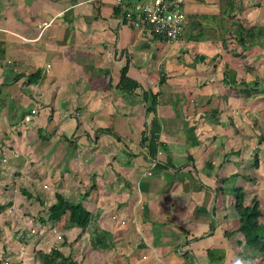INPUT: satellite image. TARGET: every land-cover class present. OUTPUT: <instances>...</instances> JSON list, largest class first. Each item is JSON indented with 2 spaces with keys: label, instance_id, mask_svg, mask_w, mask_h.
<instances>
[{
  "label": "crops",
  "instance_id": "crops-1",
  "mask_svg": "<svg viewBox=\"0 0 264 264\" xmlns=\"http://www.w3.org/2000/svg\"><path fill=\"white\" fill-rule=\"evenodd\" d=\"M180 1L182 37L167 42L122 22L128 0H0V204L20 192L0 213V257L24 262L31 250L39 264H68L47 256L57 249L82 264H249L226 216L238 168L264 151V44L243 48L219 0ZM235 5L226 23L264 26V0ZM122 68L132 91L118 88ZM154 119L163 147L153 158L141 139ZM55 193L82 202L84 225L68 212L47 219Z\"/></svg>",
  "mask_w": 264,
  "mask_h": 264
},
{
  "label": "trees",
  "instance_id": "trees-1",
  "mask_svg": "<svg viewBox=\"0 0 264 264\" xmlns=\"http://www.w3.org/2000/svg\"><path fill=\"white\" fill-rule=\"evenodd\" d=\"M236 0H219V13L218 18L223 28L228 31L230 35L236 37V41L243 47H247L248 44L253 42L263 45L264 44V26L262 25H249L245 27L242 23L235 21L233 23H226V16H230L231 12L235 10ZM0 51H3V44L0 42ZM3 53H0V57ZM30 78V77H29ZM224 84L236 85L238 83L236 79V71L233 69L226 68L224 70ZM139 84L126 76V69H121L120 80L118 83V88L129 92L138 87ZM254 89H245V93H251ZM144 102L147 103V94L143 92L142 94ZM155 95H152L149 105L146 107L148 111H153L155 107ZM157 121L154 119L151 121V126L148 129L147 133L142 137L141 144L147 146L151 157H155L159 147H163V144L159 141L157 135L158 129ZM108 132L113 134L111 129H107ZM119 139V137H117ZM258 140L260 143L264 142V134L258 135ZM258 153L259 148L253 150V166H258ZM22 194L32 197V194L28 193L26 190L22 189ZM87 192L82 196L85 197ZM54 202L48 207L47 210V219L57 220L66 212L69 213L70 221L78 226H82L88 219L89 212L85 209L82 202H72L64 198L60 193H55ZM36 200L43 204L42 199L36 197ZM5 204H0V213L3 210ZM236 210L239 214V225L237 230L242 233L244 237V246L247 245L252 249L257 250L260 254H264V224L258 221L257 215V202L254 201L252 205L247 207L246 211L242 209L241 203L239 200L235 203ZM40 221H44L42 217L39 218ZM213 253V250H209L208 254ZM40 259L41 253L39 251ZM47 256L54 258H61L68 261V264H82L81 262H75L70 257H65L57 249H51Z\"/></svg>",
  "mask_w": 264,
  "mask_h": 264
},
{
  "label": "rangeland",
  "instance_id": "rangeland-1",
  "mask_svg": "<svg viewBox=\"0 0 264 264\" xmlns=\"http://www.w3.org/2000/svg\"><path fill=\"white\" fill-rule=\"evenodd\" d=\"M258 166L254 167L253 166V154L250 155L249 159L250 161V167H248L246 165V160L244 162V164L240 165V167L238 168V171H240V173L242 174L241 178L238 180L237 182V187L234 189L236 191V194H234V200H239L241 203V207L242 209H244L245 211L247 210L246 208L252 205V203L254 201L257 202V215H258V221L260 223L264 224V151L259 153L258 156ZM5 160V159H4ZM5 183V179L4 182ZM0 181V184H3ZM10 185V184H9ZM13 185V184H12ZM16 187L13 188V190L10 191L11 195L10 197H5L4 201L6 202V205L9 204H18V199L17 196L20 194L19 192V185H15ZM19 192V193H18ZM3 199V198H2ZM45 200H49L48 198H45ZM10 201V202H8ZM50 202V201H47ZM229 205V204H228ZM235 205V203H234ZM16 215V219H17V214L14 213H9L6 212L4 217H6L5 219L9 218L11 219V217H14ZM227 215V214H226ZM229 221V223L231 222L230 226L232 225V227H236L239 224V214L237 212V210L234 209L232 211V214H228L226 216ZM230 226L228 228H230ZM237 230V229H236ZM234 231V230H231ZM238 231V230H237ZM236 231V232H237ZM239 235L241 237V239L244 240V237L242 235L241 232H239ZM1 253V251H0ZM242 254H244L245 256L248 257L249 264H264V254H260L257 250L250 248L249 246L245 245L241 251ZM9 257H11L9 259ZM9 259V260H7ZM4 261H7V263H4ZM39 264L38 259L36 258V254L33 251V255H32V251L29 250L28 251V255L26 257V260L23 262L22 260H18V258L16 257H12V256H7V258H4L3 256L0 257V264Z\"/></svg>",
  "mask_w": 264,
  "mask_h": 264
},
{
  "label": "built area",
  "instance_id": "built-area-1",
  "mask_svg": "<svg viewBox=\"0 0 264 264\" xmlns=\"http://www.w3.org/2000/svg\"><path fill=\"white\" fill-rule=\"evenodd\" d=\"M122 6L121 20L124 24L149 35L172 42L182 37L186 17L180 0H128ZM121 2V0H117ZM29 119V117H26Z\"/></svg>",
  "mask_w": 264,
  "mask_h": 264
},
{
  "label": "clouds",
  "instance_id": "clouds-1",
  "mask_svg": "<svg viewBox=\"0 0 264 264\" xmlns=\"http://www.w3.org/2000/svg\"><path fill=\"white\" fill-rule=\"evenodd\" d=\"M234 264H246V262L244 260H242L241 258H236L234 260Z\"/></svg>",
  "mask_w": 264,
  "mask_h": 264
},
{
  "label": "bare ground",
  "instance_id": "bare-ground-1",
  "mask_svg": "<svg viewBox=\"0 0 264 264\" xmlns=\"http://www.w3.org/2000/svg\"><path fill=\"white\" fill-rule=\"evenodd\" d=\"M193 150V149H192ZM192 264V263H191Z\"/></svg>",
  "mask_w": 264,
  "mask_h": 264
}]
</instances>
